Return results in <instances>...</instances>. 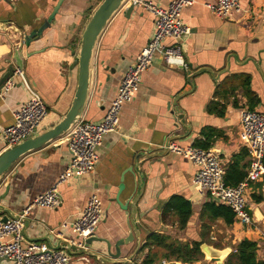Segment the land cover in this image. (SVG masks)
Here are the masks:
<instances>
[{"label": "crops", "instance_id": "1", "mask_svg": "<svg viewBox=\"0 0 264 264\" xmlns=\"http://www.w3.org/2000/svg\"><path fill=\"white\" fill-rule=\"evenodd\" d=\"M101 1L0 0V20L19 29L23 36L38 29L53 15L39 37L28 46L23 44L21 55V69L48 109L37 133L57 124L71 106L77 87V55L82 33ZM150 1L164 7L170 0ZM213 1L196 0L182 11L183 21L190 27L180 44L187 68L170 67L162 55L155 56L152 65L141 73L134 98L121 108L117 130L106 133L96 147L98 160L94 169L73 175L60 186L61 201L56 208L34 206L29 210L26 242L44 241L54 246L70 243L67 264H142L149 252L144 245L151 233L182 243L198 241L226 250L228 254L246 238L257 243V258L264 261V176L250 183L246 190L251 223L242 224L233 216L232 223L227 224L222 218L200 215L209 201L221 203L209 194L199 195L194 191L192 180L197 166L182 155L163 151L166 137H172L171 141L182 146L205 143L216 151L225 173L234 163L244 175L247 171V148L239 139L240 109L250 106L244 91L248 78L249 90L258 98L253 108L264 113V22L261 18L264 0H239V10L226 18L216 16L207 8L206 3ZM129 6L122 4L97 38L81 114L86 120L98 121L103 117L127 67L152 35L153 14L140 6H133L127 12ZM18 37L12 29L0 28V91L3 75L9 68L18 66L13 62ZM165 44L173 41L167 39ZM189 68L209 69L213 73L204 70L194 75L190 79L192 86L186 77ZM14 80L10 91L4 97L0 95V133L2 127L12 123L13 112L30 97L21 79L17 76ZM177 95H181L177 107L183 115L182 123L172 105ZM6 148L0 135V153ZM69 160L65 134L21 156L0 177V195L6 192L0 207L9 209L12 216L19 214L57 180ZM232 174L229 180L237 177V172ZM121 179L124 189L119 199L128 203V216L131 213L137 217V239L134 235L132 242L120 246V257L115 260L105 255L103 241H93L86 248L91 254L82 253L81 246L73 243L77 237L71 222L92 193L98 195L103 207L94 236L108 239L113 245L128 235L126 213L116 202ZM176 197L187 200L191 208L183 227L179 225L177 212L167 210V203ZM62 222L67 225L61 226ZM111 250L114 251L113 247ZM156 250V246L151 248L152 252ZM163 259L154 264H160ZM165 261V264H216L205 259L204 254L193 263ZM0 264L12 262L1 259Z\"/></svg>", "mask_w": 264, "mask_h": 264}, {"label": "built area", "instance_id": "2", "mask_svg": "<svg viewBox=\"0 0 264 264\" xmlns=\"http://www.w3.org/2000/svg\"><path fill=\"white\" fill-rule=\"evenodd\" d=\"M16 1V0H8ZM196 0H170L164 7L157 6L150 0H125L131 6H140L154 16V28L148 42L136 54L134 61L127 67L116 93L110 101L105 114L98 121H89L82 116L65 134V141L70 154L68 165L60 172L57 180L44 192L36 195L18 214L17 219L1 220L0 217V258L6 257L12 264H67L69 254L66 249H53L44 241L26 242L22 233L29 210L34 207L54 209L61 201L60 186L73 175H83L94 169L98 147L106 133L116 131L123 105L130 102L141 80V73L148 69L157 54L162 55L164 63L170 67L187 68L180 44L190 32V27L183 21L182 11ZM207 8L220 18H226L240 8L239 0H214L206 3ZM264 22V12L261 14ZM171 39L173 44L166 45ZM19 77L27 88L30 97L14 112L12 123L2 127L1 139L7 147L20 143L35 135L48 113L47 105L33 88L21 68H15L3 84L0 91L4 97L15 85L14 77ZM239 139L247 148L249 164L245 177L235 185L225 182V169L220 157L212 148H202L194 144L185 146L174 141L164 144L163 148L182 155L197 166L192 185L199 195L209 194L213 199L229 207L242 224L251 223V215L246 200V190L250 183L264 176V113L243 106L240 109ZM103 215V207L98 195L92 193L71 222L77 237L73 243L83 247L85 240L94 235ZM66 222L61 226L65 227ZM49 233L54 234L53 230ZM163 259L160 264H165Z\"/></svg>", "mask_w": 264, "mask_h": 264}, {"label": "water", "instance_id": "3", "mask_svg": "<svg viewBox=\"0 0 264 264\" xmlns=\"http://www.w3.org/2000/svg\"><path fill=\"white\" fill-rule=\"evenodd\" d=\"M125 0H102L98 7L95 9L91 17L89 18L84 31L82 33L79 52L77 55V63H78V69H77V87L75 91V95L73 98V101L71 103L70 108L66 112V114L62 117V119L55 124L50 129L43 131L41 133H36L33 136L27 137L25 140L21 141L20 143H17L15 145H12L10 147H7L2 153H0V177L3 173H5L11 165L19 159L24 154L28 153L29 151L38 149L42 147L43 145L53 141L54 139H57L58 137L66 134V132L71 128V126L81 117L85 101L87 98V92L90 82V64H91V58L93 54V50L97 41V38L99 34L101 33L102 29L104 28L106 22L110 19L112 14L123 4ZM133 9V6H129L126 11L129 12ZM53 18V15H50V17L47 18V20L36 30L32 31L26 36H23L21 31L19 29H16L13 25L7 23L6 21L0 20V28L1 29H12L13 31L17 32L20 37H18V41L15 45L14 52H13V62L15 65H18L16 67L21 68L22 65V48L23 44L26 46L29 45L31 40H33L36 37H39L43 30L49 26V23L51 19ZM13 67L9 68V70L3 75L1 82L3 83L7 78L10 77V75L13 72ZM208 70L204 68H197L195 70L189 68L186 70V77L187 81L193 86L192 82L190 81L191 77L198 74L201 71ZM213 73V71H210ZM217 79V77H215ZM181 97V95H177L175 99L172 101L173 110L176 112V117L180 123H182L183 115L181 114L180 109L177 107V100ZM172 137H166L165 138V144H167L169 141H171ZM164 152H167V148H163ZM158 154V153H157ZM153 155H149V157H152ZM124 189V183L123 179H121V182L118 186V193L116 196V202L118 203L119 207L125 211L126 213V226L128 228V235L126 237H122L117 239L113 245L108 239H101L99 237H96L92 235L91 237L87 238L85 240L84 246L81 247L82 253H89V251L86 248L93 242V241H103L106 244V251L105 255L109 257L110 259H118L120 257V246L126 245L133 241L134 235H136V239L138 237L137 231L135 229V222L137 221V217H132V214L130 213V217L128 216V203H123L119 199L120 192ZM6 195V192L0 195V201L1 199ZM3 214V215H2ZM0 215L1 220L6 221L7 219H17L18 214L15 216H12L10 214L9 209L0 207ZM132 218V219H131ZM24 222L22 233L24 237H27L25 234V228L28 226L29 221L25 217L22 219ZM45 238V237H44ZM48 239V238H46ZM33 240H38V238H35ZM49 241V239H48ZM51 248L53 249H59V248H66L68 253H71L70 250V243H65L64 245L57 244L56 246L52 245L50 243ZM111 247H113V250H111ZM200 249L202 253L204 254L205 258L208 260H212L216 262V264H222L223 260L227 256L228 252L223 255L222 259L219 257L221 256V252L224 250L216 249L210 245L201 244ZM93 255L97 256L98 259L103 260L98 254L92 253ZM1 259H7L6 257H2ZM109 262V261H107ZM112 263V262H111Z\"/></svg>", "mask_w": 264, "mask_h": 264}, {"label": "trees", "instance_id": "4", "mask_svg": "<svg viewBox=\"0 0 264 264\" xmlns=\"http://www.w3.org/2000/svg\"><path fill=\"white\" fill-rule=\"evenodd\" d=\"M244 83L245 94L249 100V107L253 109V106L258 102V98L249 90L248 78ZM196 146L202 148H208L205 143H195ZM235 165V163H234ZM230 164L225 173V182L230 185L237 184L242 180L245 175L239 169ZM237 170V171H236ZM237 172V177L233 180H229L233 176L232 173ZM175 210L179 216V225L183 227L190 214L191 208L187 200L176 197L171 199L167 203V210ZM200 215H208L211 218H222L227 224L233 221V212L231 209L224 204H216L214 201H209L201 209ZM201 243L198 241H193L191 244L182 243L179 241H174L159 233H151L146 242V247L149 248V252L143 258L142 264H154L161 257L165 258L167 261H181L183 263H193L199 261L203 257V253L200 249ZM156 246L158 250L152 252L151 248ZM257 243L249 239L240 240L233 251H231L225 258L223 264H264L263 260L257 258ZM162 251L159 255L158 252Z\"/></svg>", "mask_w": 264, "mask_h": 264}, {"label": "bare ground", "instance_id": "5", "mask_svg": "<svg viewBox=\"0 0 264 264\" xmlns=\"http://www.w3.org/2000/svg\"><path fill=\"white\" fill-rule=\"evenodd\" d=\"M226 253V250L221 252V256L219 257L220 259H222L223 255Z\"/></svg>", "mask_w": 264, "mask_h": 264}, {"label": "rangeland", "instance_id": "6", "mask_svg": "<svg viewBox=\"0 0 264 264\" xmlns=\"http://www.w3.org/2000/svg\"><path fill=\"white\" fill-rule=\"evenodd\" d=\"M206 259V258H205Z\"/></svg>", "mask_w": 264, "mask_h": 264}]
</instances>
